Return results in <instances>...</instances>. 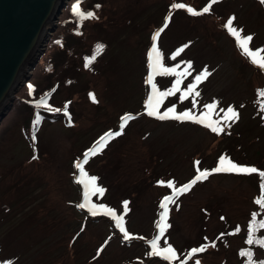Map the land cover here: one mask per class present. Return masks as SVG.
I'll return each instance as SVG.
<instances>
[{
    "label": "rangeland",
    "instance_id": "1",
    "mask_svg": "<svg viewBox=\"0 0 264 264\" xmlns=\"http://www.w3.org/2000/svg\"><path fill=\"white\" fill-rule=\"evenodd\" d=\"M103 2L104 17L87 23L79 38L71 41L74 46L58 72L54 99L71 100L68 124L34 125L35 159L17 122L20 117L9 118L6 129L9 125L10 130L0 137V264H195L196 260L239 264L237 251L245 247L246 223L259 208L254 200L259 195L256 176L211 170L221 156L264 169V112L259 107L264 98L258 96L264 91V70L249 61L225 27L234 18L233 27L253 38L249 47L264 49V4L219 0L208 13L191 15L187 8L202 12L211 0ZM174 4L186 7L172 9ZM166 19L167 27L157 40L163 66L182 72L191 62L192 68L180 91L162 99L159 111L175 106L177 113L192 111L199 116L207 111L205 105L215 102L211 119L222 120L221 110L232 107L239 119L228 127L221 122L224 130L219 135L199 123L149 116L143 106L151 34ZM58 21L55 31L48 33L49 40L59 30ZM98 43L109 45L110 50L100 63L86 67L91 48ZM181 48L183 52L173 58ZM51 50L45 49L41 65ZM205 69L210 74L198 85L200 95L193 107V97L181 100V92ZM22 77L15 96L25 77L29 82L35 74ZM175 80L173 74H157L153 82L159 91H168ZM147 87L152 95L148 82ZM140 113L149 119H135ZM125 116L134 118L126 123V135L91 156L83 169L105 189L103 194L91 195L90 202L123 217L127 240L110 223L86 220L81 213L88 215V210L78 207L84 202L85 188L75 167L101 136L116 126L121 129ZM198 169L211 174L174 197L167 216L170 226L159 241L161 248L175 250V259L152 257L150 241L158 234L160 203L173 195L168 182L182 187L196 177ZM99 216L117 227L103 209L94 217ZM202 245H208L204 252L188 256Z\"/></svg>",
    "mask_w": 264,
    "mask_h": 264
},
{
    "label": "snow or ice",
    "instance_id": "2",
    "mask_svg": "<svg viewBox=\"0 0 264 264\" xmlns=\"http://www.w3.org/2000/svg\"><path fill=\"white\" fill-rule=\"evenodd\" d=\"M219 0H211V2L203 8L202 12L194 11L192 8H187V11L191 15H202L205 13H208L210 9L212 8V5L218 3ZM261 3L264 4V0H261ZM186 6L184 4H174L172 5V9H184ZM73 13L77 16L78 20L83 21L85 19H92L94 18V14L92 12L83 13L80 11L79 5H75L72 9ZM233 20L234 18H230L225 27L227 28L228 32L237 40V45L241 49L242 53L249 59V61L259 67L261 70H264V49H258V50H252L249 47L250 42L252 41V37L249 36H243L241 34V31L237 28L233 27ZM164 27H167V21L165 22ZM163 31V28H161L159 31H157L153 37H152V47L150 52L148 53V68H149V75L147 77V82L152 86V95L148 97L147 102L145 103V109L147 111V114L149 116H155L156 118L160 120L165 119H174L178 121H190L193 123H199L202 124L204 127L209 128L212 132L216 134H220L224 128L221 127V122H223V125L225 127L230 126L229 122H235L239 119V114L233 109L232 107H228L226 110H221L224 112V116L222 117V120H212L211 114L214 112V110L217 107V104L213 102L212 104L205 105V109H207L206 112H202L199 116L195 115L192 111H184L177 113L175 110V106L168 108L166 111H164L162 114L159 111V106L164 97L174 95L176 92L180 91V84L183 82V79L186 78L188 75L191 74L190 69L192 68L191 62H187L184 71L177 72L175 68H166L162 64V56L157 46V40L160 36V32ZM184 47H187L185 45ZM103 46L97 45L95 49V54L86 60L85 66L88 67L92 64V62L96 59V55L102 52ZM184 48L178 49L176 53L173 54V58H175L176 55H179V53L183 52ZM157 74H173L176 76V80L173 83L171 89L168 91H159L156 88L154 81V77ZM210 73H208L207 69L202 71L200 74L196 75L193 82L190 83L186 90L181 92V100L187 98L188 96L193 97V107H195L196 101L195 97H198L200 94L198 91H196L198 85L202 83L207 76ZM91 98L93 99V102H95V97L90 94ZM258 96L261 98H264V91L258 92ZM41 104L44 103L42 100L40 102ZM39 107V105H37ZM260 111L264 112V103L260 104ZM66 116L68 115L67 111L64 113ZM133 117L125 116L121 118V129H123L129 119H132ZM37 122L39 121V117L36 118ZM121 132H109L106 133L104 136H101L99 140L93 145V147L84 153V157L82 161H78L75 164V167L80 172V179L78 180L79 183L84 185L85 191H84V202L79 204L78 207L81 209H87L88 212L96 216L101 209H103L106 213L113 216V219L116 222L117 228H119L120 232L123 233L124 239H130V236L128 232L123 227V217L116 216L110 209L105 208L104 205L97 206L96 204H92L90 202V196L95 194H103L105 189L97 185V177L91 176L88 177L87 174L84 172L83 165L87 163L88 159L91 156H94L98 154V152L102 151L104 147H106L107 143L110 139L114 138L115 136L121 135ZM35 159V157H34ZM199 162L197 161V164ZM211 172L214 173H220V172H231L235 174H242V175H248V174H254L258 173V169L255 167H246L241 166L227 157L221 156L218 165L216 168L212 169ZM211 173L207 170L200 171L197 170L196 177L189 182L186 185H183L182 187L176 188L172 182H168V187L173 189V195L172 196H166L160 203V208L162 209L160 213V218L157 223V229L158 234L156 237L150 241V248L151 252L149 255H155L160 256L162 259L166 261H173L176 257V252L171 246L163 247L161 248L159 246L160 239L164 236L167 228L170 226L167 223V216L169 212V204L175 203L174 197H177L178 195L184 194L191 190L192 186L197 183L198 181H201L202 179H206ZM259 176L261 177V198L256 201L258 205H260L262 208H264V172H259ZM90 189V190H89ZM128 202H124V208L127 209ZM256 214H253V220L249 223L248 226V238L246 240V243L249 245V249L241 250L240 255L243 257H246V264H256V262L253 260V253L250 250L253 245L257 247H264V237H256L257 231H264V220L259 221V223H256ZM236 231H239V228L236 229ZM235 234V233H230ZM212 247H215V244L211 245ZM208 245H202L199 248H193L189 253L188 256L191 257L194 254L202 253L206 250ZM195 264H200L199 260H196ZM260 264H264V261H261Z\"/></svg>",
    "mask_w": 264,
    "mask_h": 264
},
{
    "label": "trees",
    "instance_id": "3",
    "mask_svg": "<svg viewBox=\"0 0 264 264\" xmlns=\"http://www.w3.org/2000/svg\"><path fill=\"white\" fill-rule=\"evenodd\" d=\"M79 5L80 11L83 13L92 12L94 14V18L92 19H85L83 21L78 20L77 16L73 13L72 9L75 5ZM104 5L103 0H70L67 4V7L65 10L62 11V16L60 17L58 21V31L55 32V34L52 35V38H50L48 47L51 50L48 57H46L43 60H39L37 63L35 69L31 73L32 75L35 74V77H33V80L31 79L29 82L24 84V87L19 90L17 95L14 97V101L12 103V107L10 111L7 113V115L4 117V119L0 123V137L5 133L7 136V130H10V127L8 125V128L6 129V123L8 122L9 118H19L17 121L20 125L21 123V133L24 136V138L28 141L31 149L33 150V156H37V150L34 149L35 141L33 138V135L35 133L34 125L37 123V117H39V121H45L49 123H55V122H62L64 124H68L69 121V115L72 118L70 108H66L67 104L69 102V105L72 103L70 99H65L61 102H57L55 97V93L57 92L59 88V82L57 80L62 62L64 58L66 57L67 53L70 52V49L74 46L71 45V41L73 39L79 38L80 32L84 30V26L87 23L92 22H99L100 18L104 17L105 14V8L102 9ZM97 45H102L103 50L99 54L96 55V59L92 62V67L98 63H100V60L102 57L109 52V45L104 44H96L91 48V55L90 58L95 54V49ZM72 53V52H71ZM55 56L57 57V60H55ZM66 62V60H65ZM37 71V73H36ZM146 91V86H143ZM264 89V88H263ZM55 94V95H54ZM44 97H47V102L45 101L43 104L40 102L44 100ZM39 105V107L37 106ZM68 109V110H67ZM67 110L68 115L66 116L64 112ZM135 119L140 118H148L149 116H146L144 113L138 114ZM134 119V118H132ZM128 125H125V127L122 130V134L119 136H115L112 139H115V141L109 140L107 143L106 148H110V146L113 143H116L118 139H122L128 131ZM118 128L116 127L112 133L116 132ZM119 137V138H118ZM32 156V157H33ZM31 157V159H32ZM37 158V157H36ZM257 168V167H256ZM258 169L259 172H264V169ZM258 173H254L251 175L256 176V188L259 191V195H255V201L261 198L262 192H261V177ZM256 206H258V210L252 211L250 215V219L247 221L244 231V244L245 247L239 249L237 251L238 258H239V264H246V257H243L240 255L241 250L249 249V245L246 243V240L248 238V226L249 223L253 220V214H256V223L258 224L259 221L264 220V210L263 208L256 203ZM82 213V211H81ZM120 217V216H119ZM86 220H97V221H104L108 222L107 219H102L100 217L94 219L89 218L85 216ZM112 224V223H111ZM114 229L115 227L112 226ZM118 232V236H122L121 232L118 229H115ZM123 237V236H122ZM256 237H264V231H257ZM124 239V238H123ZM145 242V241H144ZM253 253V260L256 262V264H260L261 261H264V247H257L253 245L250 249ZM259 254V256H258ZM152 257H155V255H151Z\"/></svg>",
    "mask_w": 264,
    "mask_h": 264
},
{
    "label": "water",
    "instance_id": "4",
    "mask_svg": "<svg viewBox=\"0 0 264 264\" xmlns=\"http://www.w3.org/2000/svg\"><path fill=\"white\" fill-rule=\"evenodd\" d=\"M66 2L0 0V123L10 111L15 94L22 86L21 80L17 82L19 74L23 68L26 74L36 67L49 41L48 33L55 31ZM45 28L47 32L41 44L37 45ZM28 77H25L24 83Z\"/></svg>",
    "mask_w": 264,
    "mask_h": 264
},
{
    "label": "bare ground",
    "instance_id": "5",
    "mask_svg": "<svg viewBox=\"0 0 264 264\" xmlns=\"http://www.w3.org/2000/svg\"><path fill=\"white\" fill-rule=\"evenodd\" d=\"M46 29H47V28L44 29V31H43V33H42V35H41V37H40V39H39L37 45H40V44H41V42H42V40H43V37H44V34L47 32ZM35 48H36V47H35ZM34 50H35V49H34ZM24 70H25V69L23 68L22 71H21V73L19 74L18 79H17V82H18L19 80L22 79V76L24 75Z\"/></svg>",
    "mask_w": 264,
    "mask_h": 264
}]
</instances>
